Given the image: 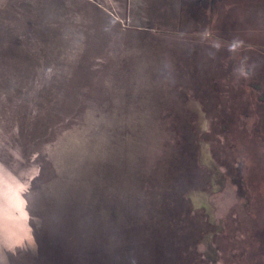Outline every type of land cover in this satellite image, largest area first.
<instances>
[{"label": "rangeland", "instance_id": "1", "mask_svg": "<svg viewBox=\"0 0 264 264\" xmlns=\"http://www.w3.org/2000/svg\"><path fill=\"white\" fill-rule=\"evenodd\" d=\"M256 55L264 0H0V264H264Z\"/></svg>", "mask_w": 264, "mask_h": 264}, {"label": "trees", "instance_id": "2", "mask_svg": "<svg viewBox=\"0 0 264 264\" xmlns=\"http://www.w3.org/2000/svg\"><path fill=\"white\" fill-rule=\"evenodd\" d=\"M255 57H256L257 62H258V63H256V66H257L256 68L259 72V75L264 76V65L262 64V62H264V56L261 57L259 55H256ZM262 81L264 82V78ZM262 96H264V93ZM259 109H264V99L259 100Z\"/></svg>", "mask_w": 264, "mask_h": 264}, {"label": "flooded vegetation", "instance_id": "3", "mask_svg": "<svg viewBox=\"0 0 264 264\" xmlns=\"http://www.w3.org/2000/svg\"><path fill=\"white\" fill-rule=\"evenodd\" d=\"M259 53H261V52H259ZM227 171H228V169H227ZM229 172L233 173L231 170H229ZM229 172H228V174H229ZM259 215H260V213L258 214V217H259ZM257 221H258V225L260 227L259 219H257ZM241 255L242 254H234L233 256L229 257L230 258V264H245V258L242 257ZM236 258H238L237 263L235 261ZM259 263H260V261L259 262H257V261L254 262V264H259Z\"/></svg>", "mask_w": 264, "mask_h": 264}]
</instances>
